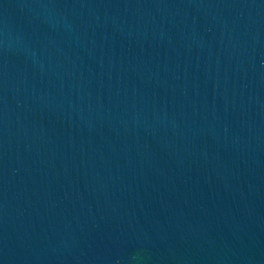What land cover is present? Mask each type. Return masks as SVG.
I'll use <instances>...</instances> for the list:
<instances>
[{
	"label": "water",
	"instance_id": "water-1",
	"mask_svg": "<svg viewBox=\"0 0 264 264\" xmlns=\"http://www.w3.org/2000/svg\"><path fill=\"white\" fill-rule=\"evenodd\" d=\"M0 264H264V0H0Z\"/></svg>",
	"mask_w": 264,
	"mask_h": 264
}]
</instances>
